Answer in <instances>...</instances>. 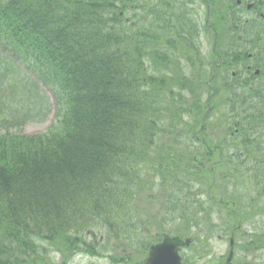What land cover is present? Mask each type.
Segmentation results:
<instances>
[{
  "label": "trees",
  "instance_id": "1",
  "mask_svg": "<svg viewBox=\"0 0 264 264\" xmlns=\"http://www.w3.org/2000/svg\"><path fill=\"white\" fill-rule=\"evenodd\" d=\"M130 10L141 23L150 13L157 18L164 14L146 0H0V48L33 65L38 78L53 89L63 114L45 133L0 131V264H38L41 251L47 250L42 241L67 247L69 234L88 229L95 216L115 220V215H136L137 187L147 185L140 166L145 161L166 166L158 170L171 187V208H188L199 173L195 151L189 144L176 146L181 137L173 133L192 134L195 111L208 106L193 88L188 94H168L170 106H158L162 92L148 86L146 54L154 37L165 36L158 31L163 27L133 28L125 18ZM260 44L255 57L263 77L243 82L241 90L230 84L229 118L225 116L234 148L229 163L236 173L230 214L235 211L242 225L260 220L263 229L256 227L247 239L256 246H264V42ZM154 49L163 52L159 45ZM7 84L9 91L17 89L11 77L8 83L0 81V91ZM186 96L195 104L189 105ZM161 112L171 116L168 129L157 117ZM158 133L174 137L151 150ZM179 187L187 189L183 201L172 202ZM212 207L202 203L207 212Z\"/></svg>",
  "mask_w": 264,
  "mask_h": 264
},
{
  "label": "rangeland",
  "instance_id": "2",
  "mask_svg": "<svg viewBox=\"0 0 264 264\" xmlns=\"http://www.w3.org/2000/svg\"><path fill=\"white\" fill-rule=\"evenodd\" d=\"M167 6L165 5H160V9L161 10H167ZM171 8H176V10H178L183 16H185L186 18H188V23H189V28L193 31L195 37L197 38L199 36L200 38V46L202 49L203 54H205L207 56V65H205V69H207V71L204 73L205 75H202L201 78L202 79H206L208 80L211 77V70L213 69V67L216 65L215 61L219 60V54H223L225 55L226 53H229V75L232 74V71L238 70L240 71L239 77H241L243 79V81L245 79H249V78H253L252 74H247V72L245 71V67L244 64H239V65H235V55H232V52L236 50H238L235 47H239L240 45V41H238L237 39L229 42V36L227 35L224 36L222 33L225 31V29H219L220 31L217 33L214 28L208 24L206 22V15H207V11L205 8V5L203 4V2H201L200 0H181V3L179 5L173 6ZM134 11H129V15L133 14ZM237 17L240 18V20L234 21L235 23H240L241 19L243 18V16L241 14L236 15ZM193 21L199 22L198 27H199V32L197 33L196 31V26L192 23ZM235 31H239V28H233L232 29V33H234ZM239 31L238 34H240ZM213 35L216 36V38L219 41H223V42H219L218 44H216V52H212V49L214 47L213 44ZM254 45V43H253ZM247 48H251V47H246L244 49ZM237 53V52H236ZM235 53V54H236ZM191 56L192 59L195 61V50H186V55L183 58V60H181V57L178 58L179 60V64L180 62L186 64L184 62V60ZM150 61V60H149ZM213 61V62H212ZM212 62V63H210ZM256 59H252L250 61H248V63H252V64H256ZM151 63V62H150ZM179 64L175 65V68L172 71H167V70H158L157 72H153V68L154 66L157 67L156 65H154V63H151V72L150 74H153V78H155L156 80H161L164 79L166 76L169 77L170 79L172 78H176V75L181 76V74L183 73L182 70H180L179 68ZM187 65V70H186V74L191 75V77H197L199 78V76L196 74V71L198 69V63H192L189 62ZM210 69V70H209ZM254 82L257 83V79H253ZM177 83V82H176ZM174 84L175 85V94H177L180 90V87L178 84ZM219 84V83H218ZM169 86L170 88L173 87ZM154 88V86H153ZM198 89V88H197ZM205 89H207L205 87ZM199 90V89H198ZM170 91V89H168V91L164 94L162 92V94L160 95V103H159V107L161 106H170L169 102H168V92ZM203 91V90H202ZM43 93L48 96V94L43 91ZM184 94V91H183ZM12 94H9V97ZM22 96V94H17L15 96L16 99H20V97ZM209 96V91L205 92V99ZM47 98V99H46ZM45 98V101H48V106L45 107V111L43 112L42 116H41V120H36V122L34 121V117H33V113L31 112V114L29 115L28 118H26V120L23 123H15L12 125H8V124H4V126L2 127L3 131L6 130H11L13 132H22L25 134H33V133H37L40 131H44L45 129L48 128V126L53 122L54 120V106L52 107L50 102V99L48 97ZM187 99H189V105L192 104V98L191 96H186ZM170 101V100H169ZM52 103V101H51ZM29 105L31 107H33V99H31ZM189 105H184L185 106H189ZM229 111V110H228ZM159 119V121H161L163 123V126L165 125V128L168 129L170 124V120H171V116L170 114H168L167 112H161V114L157 115ZM163 121H162V120ZM161 123V126H162ZM178 131V129L175 130V132ZM165 134V133H164ZM175 134V133H173ZM208 135V133H207ZM166 137H169L168 134L165 135ZM173 136V135H172ZM182 137V136H181ZM189 141V140H188ZM192 141H195L193 139H191L190 143ZM163 143V139H162V133H158L155 135L154 137V141L152 142V146L149 148L152 150V148H158L162 145ZM189 143V144H190ZM177 146V145H176ZM193 150L195 151V153H198L199 151L204 152V150H202L201 146H197L195 145V147H193ZM218 159V157L216 156V154L211 155V160H209V156H207V158L204 160V164L203 167L206 166V169L212 167L215 163L216 160ZM198 161H196L195 164V168L198 167ZM143 166H146L143 165ZM144 170V169H143ZM207 172V171H206ZM208 173V172H207ZM220 182V181H219ZM218 182V183H219ZM161 183L159 182L158 186H154V189L151 188V190H149V194L153 195L154 198H152L153 202L152 204H145V205H141V208L144 210V220L145 222H147L149 219H151V215H161V219L160 220H155L153 219V225H150L149 228L146 230V232H144V234L142 235V238L148 237L147 239H149V242L155 241L156 240V233L157 232H161L163 231H167V233L169 234H177L178 232H180L179 234H182V230H180L183 226V230L185 231H189V233H191V235L193 236H199L200 239H203V241H207L206 237H208L207 234V230L209 225L207 224V222L204 219L203 225L201 228H199V226H192L190 228H188V224H190L189 222H194V218H190L189 221H187L186 217L188 215H191V212H189L188 208H194L197 206L198 201L203 200L206 201L208 199V194H207V190H203L200 189V184H196L195 187L193 188V191L198 192L201 194V192L203 193V195H194L192 196V194L190 195L192 198L190 199V204L188 205V208L185 207H177L175 210H170L169 209V205H168V199L167 198V191L164 192L163 191V195H162V191H160L158 188H160ZM151 186V183H149L148 187ZM138 189V188H137ZM229 189L228 188V193H229ZM231 191H233L232 189H230ZM187 189L185 190H181L178 188L177 192L174 193V198L172 199V202H179L181 201V199H183V193L186 192ZM245 191V190H243ZM248 191V190H247ZM146 193V187H144L142 189V193L141 196H143ZM213 193H215L218 196H223L226 198L227 193L226 190L224 191V189L222 187H217V188H213ZM171 198V197H170ZM182 203V201H181ZM225 209L221 206H217L216 209L217 210H213V212L215 211H220V212H231L232 208H229V201L227 202V206H224ZM224 214V213H223ZM199 219L201 216H198ZM214 221L217 222V224L219 222H222L225 218L226 215H213ZM230 220L232 219L233 221L237 219V215H236V219H235V215H231ZM201 221H203L201 219ZM208 222H212V220H208ZM157 223V224H156ZM219 225V224H218ZM260 225V220L258 223H249L248 225L245 226V231L248 234H253L254 231L256 232V230H254L256 227L258 229H263L262 227H259ZM130 227V225L128 226ZM142 228V227H140ZM187 228V229H186ZM176 229V230H175ZM201 229V232H200ZM218 230L221 231V233H214V235L212 236V240H211V244L212 246L216 247L218 246L219 249L216 248V250L221 251V247L224 246V242L223 240L219 239V235L222 234L223 237L224 236V231H222L221 229H219V227L217 228ZM171 232H170V231ZM95 231L98 233L99 236L105 235L106 237V249L103 250L104 256H108L109 254L113 253L115 254L117 252V248L114 247L116 244H128L129 243V236L127 234H122L121 237H119V239H115V238H111L109 236L108 233V229L104 228L103 225H97L95 227ZM212 233V234H213ZM150 234V236L148 235ZM211 237V236H210ZM229 238H230V234H229ZM91 238H89L88 240H90ZM201 243H203L202 241L199 242L198 244V249H200V245ZM225 244H227L225 242ZM48 253H49V257L46 261L45 264H50L51 262L57 261L61 258L60 255L55 254L52 249L47 248ZM202 252V251H200ZM255 257H253L254 254L251 255V259H253L254 264H263L264 261V247H262L260 250H255ZM246 255V254H245ZM241 257H244V255H241ZM253 257V258H252ZM97 264H110L109 261H105V262H96ZM78 264H87V261H81Z\"/></svg>",
  "mask_w": 264,
  "mask_h": 264
},
{
  "label": "flooded vegetation",
  "instance_id": "3",
  "mask_svg": "<svg viewBox=\"0 0 264 264\" xmlns=\"http://www.w3.org/2000/svg\"><path fill=\"white\" fill-rule=\"evenodd\" d=\"M236 2L241 6H243L244 3H246V6H248L249 3H253V0H236ZM227 216L229 217V215ZM166 233L167 232L163 230L157 233L159 239L158 242L135 244L129 254L122 252L120 255H118L114 261V264H150L152 257L151 250L153 246L161 242L163 240V236ZM182 237L187 238L188 236L182 235ZM231 237L230 239L229 236L225 237V239L223 240L224 246L221 247V251L216 250V248L219 249L218 246H212L210 240L209 243H202L200 245V249L196 248L195 250H193L198 239L195 237H191L194 241L193 244L183 246L178 249V253L181 258V264H248L247 256L242 258L241 263H235L234 256L232 257V259L230 258L232 251H234L231 247ZM225 242H227V244H225ZM153 256H155V254ZM164 262H166V253L162 251L161 253H158L156 255V258L154 259L152 264H163Z\"/></svg>",
  "mask_w": 264,
  "mask_h": 264
},
{
  "label": "water",
  "instance_id": "4",
  "mask_svg": "<svg viewBox=\"0 0 264 264\" xmlns=\"http://www.w3.org/2000/svg\"><path fill=\"white\" fill-rule=\"evenodd\" d=\"M179 243V239L178 238H167L165 241V244H169L170 245V252L171 250L174 248V246L178 245Z\"/></svg>",
  "mask_w": 264,
  "mask_h": 264
}]
</instances>
